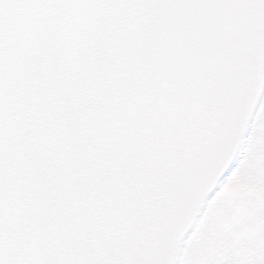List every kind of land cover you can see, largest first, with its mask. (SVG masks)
<instances>
[{
    "label": "water",
    "instance_id": "1",
    "mask_svg": "<svg viewBox=\"0 0 264 264\" xmlns=\"http://www.w3.org/2000/svg\"><path fill=\"white\" fill-rule=\"evenodd\" d=\"M235 15L0 0V264H135L146 255L153 242L126 217L141 207L132 190L154 187L135 178L156 167L176 106L159 56L142 60L140 49L161 29L166 40L203 38Z\"/></svg>",
    "mask_w": 264,
    "mask_h": 264
},
{
    "label": "snow or ice",
    "instance_id": "2",
    "mask_svg": "<svg viewBox=\"0 0 264 264\" xmlns=\"http://www.w3.org/2000/svg\"><path fill=\"white\" fill-rule=\"evenodd\" d=\"M117 2L174 9L180 16L209 7L229 16L236 12L229 24L216 25L203 38L194 32L191 37L166 40L167 29H161L151 45L140 49L142 60L159 56L162 70L158 75L171 80L169 99L176 111L167 129V147L154 151L156 167L149 165L135 178L136 184L154 185L147 191L132 190V198L141 207L126 218L135 231L153 242L135 264H176L177 241L185 245L180 264H194L200 231L191 229L197 217L202 215L201 225L224 228L218 224L222 206L217 194L225 186L220 181L225 176L226 183L240 179L264 192V0ZM186 138L198 147L189 145ZM245 138V155L233 168ZM233 212L241 216L238 210ZM243 221L236 231L246 236L251 247L264 252V203L254 204ZM240 264L256 262L244 259Z\"/></svg>",
    "mask_w": 264,
    "mask_h": 264
},
{
    "label": "rangeland",
    "instance_id": "3",
    "mask_svg": "<svg viewBox=\"0 0 264 264\" xmlns=\"http://www.w3.org/2000/svg\"><path fill=\"white\" fill-rule=\"evenodd\" d=\"M218 202L222 206V210L218 215V224L223 225L224 228L221 230L217 224L201 225L199 222L197 227L193 230V232L197 230L200 231L199 244L193 252V255L196 257L194 264H219L226 261L227 263L229 262V264H240L241 260H238V256H234L235 254L233 253V255L231 253L234 244L233 232L235 226L238 224L241 226L243 225L242 216L247 212L241 211L242 219H239L238 216L234 214L233 209L237 210V205L243 206L246 203L242 200L236 202L226 200L223 202L220 196L218 197Z\"/></svg>",
    "mask_w": 264,
    "mask_h": 264
},
{
    "label": "flooded vegetation",
    "instance_id": "4",
    "mask_svg": "<svg viewBox=\"0 0 264 264\" xmlns=\"http://www.w3.org/2000/svg\"><path fill=\"white\" fill-rule=\"evenodd\" d=\"M251 131H252V127L249 128V133H251ZM247 143H248L247 138H245L242 149L240 150L238 157L236 158L235 163L233 164V168L237 167L239 165V162L243 159L247 148ZM227 180L228 177L225 176L221 183L224 184L225 186L220 190V192L217 195L218 197L220 196V198H222L223 202H225L226 200L227 201L232 200L234 202L242 200L244 203H246L247 205L245 204L243 206L241 205L236 206L239 212L241 211L248 212V210L254 204L264 203V192L257 190L249 183L240 179L233 180L231 183H226ZM246 214L243 216H246ZM238 218L242 219L241 216H238ZM237 226L234 227V232H233L234 244L232 246L231 253L232 254L234 253L235 254V255L233 254L234 256H238V260L247 259V260L255 261L256 264H264V252H258L254 247H251L249 245L246 236L243 233L236 231ZM219 264H229V262L227 263L226 261Z\"/></svg>",
    "mask_w": 264,
    "mask_h": 264
},
{
    "label": "bare ground",
    "instance_id": "5",
    "mask_svg": "<svg viewBox=\"0 0 264 264\" xmlns=\"http://www.w3.org/2000/svg\"><path fill=\"white\" fill-rule=\"evenodd\" d=\"M208 208V207H207Z\"/></svg>",
    "mask_w": 264,
    "mask_h": 264
}]
</instances>
